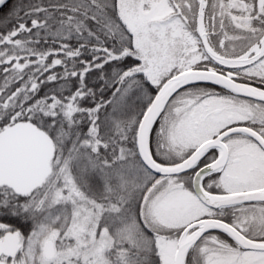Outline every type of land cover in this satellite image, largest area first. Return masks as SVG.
<instances>
[{
	"label": "snow or ice",
	"instance_id": "snow-or-ice-1",
	"mask_svg": "<svg viewBox=\"0 0 264 264\" xmlns=\"http://www.w3.org/2000/svg\"><path fill=\"white\" fill-rule=\"evenodd\" d=\"M0 264H264V0H0Z\"/></svg>",
	"mask_w": 264,
	"mask_h": 264
},
{
	"label": "trees",
	"instance_id": "trees-1",
	"mask_svg": "<svg viewBox=\"0 0 264 264\" xmlns=\"http://www.w3.org/2000/svg\"><path fill=\"white\" fill-rule=\"evenodd\" d=\"M7 9H5V11H6Z\"/></svg>",
	"mask_w": 264,
	"mask_h": 264
}]
</instances>
